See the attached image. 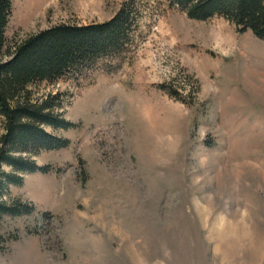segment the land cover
Wrapping results in <instances>:
<instances>
[{
  "label": "rangeland",
  "instance_id": "obj_1",
  "mask_svg": "<svg viewBox=\"0 0 264 264\" xmlns=\"http://www.w3.org/2000/svg\"><path fill=\"white\" fill-rule=\"evenodd\" d=\"M125 1L13 0L9 43ZM133 3L121 60L32 87L60 92L76 125L48 128L71 145L33 155L47 173L4 192L32 209L0 215V264H264V40L171 0Z\"/></svg>",
  "mask_w": 264,
  "mask_h": 264
},
{
  "label": "trees",
  "instance_id": "obj_2",
  "mask_svg": "<svg viewBox=\"0 0 264 264\" xmlns=\"http://www.w3.org/2000/svg\"><path fill=\"white\" fill-rule=\"evenodd\" d=\"M191 19L205 21L219 16L239 31L250 30L264 40V0H171ZM133 0L125 1L104 22L62 23L31 34L12 47L7 28L14 11L13 0H0V215L31 211L29 203H5L9 185L23 183V175L47 173L49 167L33 158L42 151L64 149L71 140L49 131L68 130L76 124L62 112V94L33 98L32 87L54 84L67 77H81L103 61L121 60L134 43ZM12 171L3 170V166Z\"/></svg>",
  "mask_w": 264,
  "mask_h": 264
},
{
  "label": "bare ground",
  "instance_id": "obj_3",
  "mask_svg": "<svg viewBox=\"0 0 264 264\" xmlns=\"http://www.w3.org/2000/svg\"><path fill=\"white\" fill-rule=\"evenodd\" d=\"M226 45H224L223 43H220V48L225 49Z\"/></svg>",
  "mask_w": 264,
  "mask_h": 264
}]
</instances>
